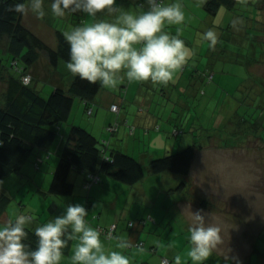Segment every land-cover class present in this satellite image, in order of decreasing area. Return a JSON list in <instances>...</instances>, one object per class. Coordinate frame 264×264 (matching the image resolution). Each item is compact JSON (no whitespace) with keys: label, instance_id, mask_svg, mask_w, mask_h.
Here are the masks:
<instances>
[{"label":"rangeland","instance_id":"obj_1","mask_svg":"<svg viewBox=\"0 0 264 264\" xmlns=\"http://www.w3.org/2000/svg\"><path fill=\"white\" fill-rule=\"evenodd\" d=\"M46 1L48 0H44V3ZM140 1L142 0H117L120 7L133 11L142 9L139 6ZM185 1L189 8L196 10V6H198L196 0ZM253 3L252 0H243L238 10H234L235 12H226L222 7L217 14L210 16L215 26L221 25L224 29L215 47L203 40L201 33L193 30L192 26L195 23L192 19L191 26L179 25L167 30L175 34L179 29L181 38L187 41L185 44L188 49H202L201 52L204 55L198 56L191 64L197 66L202 73L204 89H208V85L213 83V87L220 90L218 92L220 100L216 99L218 97L205 99L208 103L203 110L204 127H199L197 136L198 145H203L204 149H197L193 161L194 167L193 170L191 169L188 179L172 171L156 174L150 168L152 158L181 151L188 145L176 149H166L165 146L161 147L159 144L160 150L156 148L149 150L150 142L144 143L137 137L135 138L137 151L133 153L132 145L129 149L128 143L129 140L132 143L134 138L126 133L124 127L113 136L107 132V125L112 122L114 117L110 113V104L106 106V102L110 103L112 97H117L116 102L122 105V113L127 118L135 120L138 110L149 108L144 100L148 98L150 91L154 92L149 88L150 85H143L139 82L138 84L130 83L122 79L116 88L101 87V92L96 96L93 104L95 111L91 115L87 114V106L85 103L83 104L82 99L75 97L70 116L71 119H77L73 124L88 128L95 126L98 132L103 131L104 136L113 138L114 148L117 147L128 152L142 162L145 175L137 184L139 188L147 187L149 194L153 197L169 192L172 196L184 197L187 194L188 205L185 215L172 204H163L161 208L165 215L159 223H155L157 228L162 222L160 228L164 227L163 231H166L168 235L171 233V237L174 239L181 237L185 241V239L188 240V227L192 222V213L199 211L206 222L218 224L221 229L220 240L206 259L212 257L213 263L217 261L216 263L220 264H264V6L262 7L261 4L262 8L255 7ZM198 10L200 11V9ZM79 13L81 16H78L76 20L72 18L77 15L72 17L70 13L63 18H57L52 16L48 9V14L45 17L46 21L49 19V25L64 33L74 26L88 22V16ZM194 14L197 13L194 12ZM187 18L188 15L185 14V20ZM31 26L37 27V21L32 20ZM34 32L36 31L34 30ZM37 34L41 36L40 33ZM44 34L47 35L46 30ZM55 40L53 34L46 36V42L50 45L54 44ZM3 49L0 43V62L5 67L3 69L5 74L12 71L13 68L11 67V57ZM207 49H218V53H212L208 57ZM193 56H196L195 53ZM247 63L252 64L251 70ZM39 71H44V68L40 67ZM64 79H68V77L65 76ZM60 82L57 85L52 82L42 83V86L37 85V88L40 89L43 96L48 97L55 87L66 86L65 80H60ZM33 84L35 85L34 82ZM2 85L3 83L0 82V88ZM223 108H225L224 111ZM69 124L68 121L64 123V126L67 127ZM123 130L125 134L120 136V133L123 135ZM249 132L253 134L252 140H250ZM186 133L193 136L188 130ZM183 134L177 136L167 134V138L173 143L177 142ZM97 137L102 138L100 133ZM225 141H228L227 148L224 147L226 146ZM56 143L57 141L50 144L47 151L42 150L45 161L41 164L40 169H36L32 165L31 161L34 157V153H32L20 172H13L2 179L0 190L11 199L6 212L0 218V225L14 220L18 214L23 213L33 217L29 226L36 227L55 215L62 214L67 204L74 203V196L80 195L77 202L84 200L85 194L78 189L75 190L74 195L57 196L48 192L63 148V143ZM140 151L147 154L140 155ZM193 172H196L194 177ZM106 177L108 176L102 173V181L97 185L105 193V200H108L112 191H106L109 188V184L105 180ZM162 179L165 188L172 186V191H167V189L162 191L160 186ZM169 179L173 181L172 185H170L172 182ZM185 180H191L192 183ZM184 181L185 183H183ZM120 183L125 185L123 182ZM126 186L128 185L126 184ZM112 190L113 195L110 197L114 196L118 189L115 190L113 187ZM96 194L98 195L95 197L100 198L98 197L100 192ZM172 200L175 201V198ZM55 201L58 207L55 213H52L50 206ZM131 201L133 214L145 210L148 212L151 207L158 208L155 205H150L151 203H145L136 195L132 196ZM203 201L206 203L204 204ZM156 202L159 204L163 200L160 198ZM82 204L86 206V202ZM104 205L110 206L111 204L104 203ZM188 213L189 217H187ZM171 214L174 219L180 216L182 224L179 225L181 221L175 219L174 228L168 229L167 224L172 220ZM136 218L139 219V217ZM133 220L138 221L137 219ZM138 226L139 224H136L135 228L138 229ZM140 240L144 241V238H140ZM186 254L187 249L182 255ZM70 257V254L64 255L63 259H67V263H70Z\"/></svg>","mask_w":264,"mask_h":264},{"label":"clouds","instance_id":"obj_2","mask_svg":"<svg viewBox=\"0 0 264 264\" xmlns=\"http://www.w3.org/2000/svg\"><path fill=\"white\" fill-rule=\"evenodd\" d=\"M146 5L145 10L137 12L120 7L117 0H50L54 17L81 12L91 18L90 23L63 33L69 45L67 70L107 89L116 88L125 78L128 82L169 83L190 57L180 30L175 34L165 30L185 21L183 5L181 0H146ZM11 10L21 14L30 10L40 18L48 14L44 0H27V6L24 0H17ZM98 13L108 18H97ZM201 35L210 46L216 45L218 36L213 29ZM87 215L84 204H67L62 214L35 227V247H31L25 241L33 217L18 214L0 225V264H61L70 241L75 242L71 264H130L125 252L130 241L117 238L115 248L106 247ZM220 232L218 224L206 222L200 212L192 213L187 248L192 264H203L219 242ZM174 264H182L180 254Z\"/></svg>","mask_w":264,"mask_h":264},{"label":"trees","instance_id":"obj_3","mask_svg":"<svg viewBox=\"0 0 264 264\" xmlns=\"http://www.w3.org/2000/svg\"><path fill=\"white\" fill-rule=\"evenodd\" d=\"M252 1L255 7L264 6V0ZM16 2L17 0H0V43L11 57L13 68L6 75L3 73L5 67L0 62L2 65L0 79L6 78L7 82L6 91L0 99V182L5 176L20 172L32 153L35 155L31 161L32 165L40 169L45 156L36 152L47 151L48 146L58 139L60 125L66 123L71 116L74 98L83 99L87 103L86 112L91 115L93 110L89 113V109L92 108L89 103L101 90L99 83L90 84L74 76L69 87H55L48 97L42 95L40 89L33 84V76L29 69L41 52L47 54L55 67L59 61H68L69 45L62 31L57 32L59 42L57 47L48 44L43 37L24 23V13L11 10ZM24 2L26 4L27 0ZM241 2L243 0H203V8L212 15L217 14L222 7L235 12ZM140 3L143 4L141 1ZM145 6L147 7L146 4ZM25 75H31V82L25 83ZM176 128L181 132L178 134L173 132V135L177 136L185 132L183 128ZM198 141H194L181 151L152 158L150 160L152 172L172 171L184 177L188 176L197 149L204 147L198 145ZM225 143L227 146L228 141ZM74 167L88 175L99 174L100 179L97 182L102 180V173L128 184L139 182L145 175L144 166L137 157L112 147L110 143L99 139L90 129L78 124H71L69 128L58 164L53 172L48 190L50 194L57 196L73 194L74 183L69 180V173ZM10 199V196L0 190V218L6 211ZM57 207V202H53L50 206L51 212H55ZM110 225H101L98 229L108 239L112 237H107L100 228H108ZM34 229L35 227L27 226L28 238L25 242L31 247H35L36 241ZM116 233L117 228L113 237L117 235ZM70 244L71 241L64 249V253H68ZM144 246L145 241L140 247ZM164 258L169 260L167 264L173 262V259L162 256V264H165ZM211 258L206 259L203 264H220L216 263L217 261L213 263Z\"/></svg>","mask_w":264,"mask_h":264},{"label":"crops","instance_id":"obj_4","mask_svg":"<svg viewBox=\"0 0 264 264\" xmlns=\"http://www.w3.org/2000/svg\"><path fill=\"white\" fill-rule=\"evenodd\" d=\"M190 1L192 2L193 0H190ZM196 1L198 2V6H196V10L195 9L192 10L191 7L189 8L187 6V3L185 0H181L184 12L186 15H188V18L180 25H182L183 27L186 25H190V21L192 19L193 23H195V25L193 24L192 26L193 30L202 34L203 32L207 31L209 28H211L216 32L218 36V41H219L221 37V32L224 29L222 28L221 25L215 26V23H212V17H210L212 14H209L204 10L203 3H202L203 0H196ZM141 2H143V4L139 2V6L142 9L139 11H143L146 9V6H145L146 0H142ZM170 2H172V0H166V3H170ZM199 3H202V4H199ZM117 5H118V2H117ZM44 7L46 10L48 9L50 10V0L44 3ZM224 8L226 12L231 11L226 7ZM198 9H200V11ZM194 12H196L197 14H194ZM69 13L71 14L72 17L77 15L74 18H72L73 20H76L78 19L77 18L78 16L79 17L81 16L79 12H75V13L69 12ZM105 17L106 16H104L103 13L97 14V18H105ZM88 19L89 20L86 23L91 22V18L88 17ZM32 20L37 21V27L31 26ZM23 21L33 31L35 30L37 33H40L41 37H43L45 40H46V36H52L53 34L56 40H55V43L52 44V46L53 47L58 46L59 42H58L57 32L59 30L58 28H53L51 25L48 24L50 23L49 19H47L46 21V17H43L42 19L40 17H37L30 10H28L24 13ZM178 26L179 25H169L165 27V30L167 31L168 28L172 29ZM45 30H46L47 35L44 34ZM180 34H181V31H180ZM184 41L187 42L186 40ZM189 51H190V57L187 63L180 70L177 71L174 78L169 83L161 85V84H153L151 81L139 82L140 84H143V85H147V86L150 85L149 88H151L154 92L152 93V91H150L148 98L144 100L145 104L149 108L147 110L146 109L138 110L136 113L135 120H131L127 118V116H125V114L122 113L123 111L122 105H119V103L116 102L117 97H112L110 103L106 102V106L110 104L109 105L111 109L110 113L114 117L112 119V122H110L107 125V128H106L107 132L111 136H113V134H116L117 132H119V130L122 127H124L126 130V133L129 134V136H132V138H134L132 139L134 140L132 141V143L130 140L128 143L129 149L132 145L133 153L137 151V145H136V140H135V138L137 137H139L141 141L144 143L148 141L150 142L149 150L153 148L160 150V146L161 147L165 146L166 149L167 148L176 149L177 147L180 148V147H183L184 145H189L190 143H193L194 141L198 139L197 136L199 134V127L200 126L204 127L203 126V123H204L203 110L206 107V103H208V101H205V99L207 98L209 100V98L218 97L219 96L218 92L220 90L215 89L213 87V83H210L208 85L209 87L208 89L207 88L204 89L205 83L201 75L202 73L198 70L197 66H195L194 64H191V62L194 59H196L200 55L203 56L204 53L201 52L202 49L201 50L189 49ZM199 51L201 52V54ZM217 51L218 49H207L208 57L211 56L212 53H218ZM194 53L196 56H193ZM0 61H1V58H0ZM66 62L67 61H59L58 65L55 67L51 64L47 55L41 52L37 60L32 64L31 68L29 69L33 76V82L35 83V85L42 86V83L46 84L48 82H52L57 85L61 83L60 80L62 81L65 80L66 86H64L63 88L69 87V85L74 79V76L67 70ZM247 64L249 65V69L251 70L252 64L251 63H247ZM1 66L2 65L0 63V67ZM40 67H43L44 71H39ZM8 74L9 73H6V75ZM0 75H2L1 72H0ZM65 76H67L68 79H64ZM5 79L4 80L0 79V82L3 83V85L0 88L1 89L0 98L2 97L3 93L6 91L7 82ZM123 80L127 81L126 78ZM136 84H138V82H136ZM100 92L101 90L98 92L97 95H99ZM96 96L89 103V105H91L93 108V113L95 111L93 104L96 99ZM216 99L220 100V97ZM82 102L83 104L85 103V106H87V103L83 99H82ZM114 103H117L119 105V109L117 111H114L111 108V106ZM224 110L225 108H223V111ZM136 119L138 122L136 121ZM76 120L77 119H74V118L68 119L70 124L67 127L64 126V123L60 125V130H59L60 135L58 136V139L54 141V142L57 141L56 144L63 143L64 145V141L69 132V128L71 124L76 123ZM111 124H118V128L116 131L112 132L108 129L109 125ZM176 127H179L181 129L183 128L185 132H182L184 134L181 137H179L177 142L172 143L170 139L167 138V134L173 135V129ZM88 129H91V131L95 133L96 136L99 135L100 133V136H102L101 140L107 141V143H110L112 147L114 146L112 145L113 138H111L110 136H104L103 131L98 132L95 129V126H91V128H88ZM187 130L189 131L190 134H193V136L186 133ZM122 133L123 135H121L120 133V136H124L125 131L123 130ZM252 135L253 134L249 132L250 140H252L251 139ZM224 147L227 148V146H224ZM145 148L147 147L145 146ZM202 149H204V147ZM36 153L42 154V151L36 152ZM142 153L147 154L144 151L139 152L140 155ZM193 167H194V164L192 165V168H191L192 170H193ZM194 171H195V168H194ZM194 173L196 172H193V177H194ZM107 176L108 177H106L105 180L109 184V188L106 189V191H112V192H110L109 194V199L105 200V193L101 191L100 186L97 185L99 182H95L91 185L90 188H87L86 180L88 179V174H86L83 170H80L75 167L72 168V170L69 173V180L74 183V192L76 189H78L82 191V193L85 194L84 196L85 198L82 202L80 201L77 202L78 197H80V195L74 196L75 198L73 197V200H74V203H85L86 202L85 207L88 209V215L86 219L88 220L90 225L99 229L101 225L108 226L112 223L118 224L116 236L108 239L104 235L101 234V239L103 240L106 247L115 248V245L118 242L117 238L129 240L130 246L128 249L125 250V252L130 258V264H162V256H167L173 259V262H171L170 264H174V258L177 254H180L182 256V263L192 264L187 254L185 256L182 255L184 251L189 247L188 240L185 239L184 241V239H182L181 237H175L174 239L173 237H171V233L168 235L166 231H163L164 227L160 228V225L162 224V222L159 224L158 228H157V224L155 225V223L156 222L159 223L163 215H165V212L161 208L163 204H168V205L172 204V206H175L176 208H178L181 213L184 212L183 215H185V213L187 212L186 209L188 205L187 194H185L184 197H181L179 195L172 196L171 193L169 192L165 195L160 194V195H156L153 197L149 194L147 187L146 188L138 187L137 184L140 181L135 184H128L110 175H107ZM189 177L190 175L186 176L185 179H188ZM170 181L172 182L170 185H172L173 181L172 180ZM186 181L190 183L191 180H186ZM120 182H123V184L125 185H121ZM126 184L128 186H126ZM160 186H161L162 191H164L165 189H167V191L173 190L172 186H170L169 188H165L163 179L161 180ZM113 187L115 188V190L116 188L118 190H116L117 192L115 193L114 196L110 197L111 195H113V190H112ZM74 192L71 195H74ZM98 192H100V196H98L100 198L95 197V195H98L96 194ZM133 195H136L139 199L143 200L145 203L147 204L151 203L150 205H153V206L155 205L158 208L151 207L148 209V212L145 210L144 212H138L137 214H133L131 210L133 207V203L131 201V198ZM160 198L163 200V202L158 204V202L156 201H158V199ZM174 198H175V201L172 200ZM91 199L93 200L91 201ZM203 202L204 204L206 203V201H203ZM104 203H110L111 205L106 206L104 205ZM199 207H202V206H199ZM119 208L121 209L120 211H119ZM136 217H139V219ZM171 217H172L171 223L167 224L168 229L174 228L173 223H175V219H179L181 221L180 216L174 219L173 215L171 214ZM187 217H189V213ZM133 219H137L138 221L144 220L145 223L144 222L139 223L138 229H136L135 227L132 228L128 225V222ZM181 224H182V221L180 222L179 225ZM140 238H144V241H145L144 247H140L136 245L137 244L136 242H138ZM74 243H75L74 241H71L70 249L68 253H64V255H69V254L72 255L71 249ZM140 249H143V250L141 251ZM61 264H71V262L67 263V259H63L61 261Z\"/></svg>","mask_w":264,"mask_h":264},{"label":"built area","instance_id":"obj_5","mask_svg":"<svg viewBox=\"0 0 264 264\" xmlns=\"http://www.w3.org/2000/svg\"><path fill=\"white\" fill-rule=\"evenodd\" d=\"M31 80H32L31 75H25V76H24V81H25V83H29V82H31ZM111 108H112L114 111H117V110L119 109V105H118L117 103H114V104L111 106ZM92 110H93V109L90 108V109H89V113H91ZM117 128H118V124H111V125H109V127H108V129H109L110 131H112V132L116 131ZM173 132L176 133V134H178V133L181 132V130L175 128ZM104 142L107 143V141H104ZM99 179H100L99 174H89V175H88V179H87V181H86V187H87V188H90L91 185H92L93 183L99 181ZM142 222H144V220H142V221H134V220H131V221L128 222V225H129L130 227L133 228V227H135L136 224H139V223H142ZM144 223H145V222H144ZM116 228H117V224H116V223H113V224L110 225L108 228H104V229H103V228H100V230L103 231V233H104L107 237L110 238V237H113V235L115 234ZM137 244H139V245L141 246V245L143 244V241H138ZM163 263L167 264V263H169V260H168L167 258H164V259H163Z\"/></svg>","mask_w":264,"mask_h":264}]
</instances>
